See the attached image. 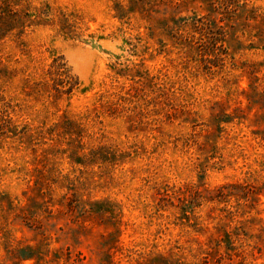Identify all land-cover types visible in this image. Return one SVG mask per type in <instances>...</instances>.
I'll return each instance as SVG.
<instances>
[{
	"label": "rangeland",
	"instance_id": "rangeland-1",
	"mask_svg": "<svg viewBox=\"0 0 264 264\" xmlns=\"http://www.w3.org/2000/svg\"><path fill=\"white\" fill-rule=\"evenodd\" d=\"M2 11L0 264H264V0Z\"/></svg>",
	"mask_w": 264,
	"mask_h": 264
},
{
	"label": "trees",
	"instance_id": "trees-1",
	"mask_svg": "<svg viewBox=\"0 0 264 264\" xmlns=\"http://www.w3.org/2000/svg\"><path fill=\"white\" fill-rule=\"evenodd\" d=\"M10 14H8L7 16L11 19V21L13 22V23H15L16 22V16H18V18H19V20H21L22 21V19H21V14L19 13H12V15H10ZM3 16H4V14H3V11H2V15H0V19H2L3 18ZM6 16V15H5ZM18 22V21H17ZM24 23L26 24V20H24ZM11 30V29H10ZM12 31V30H11ZM0 39H2L3 37H4V35H3V33H4V31H2V29H0ZM3 32V33H2ZM5 34V33H4Z\"/></svg>",
	"mask_w": 264,
	"mask_h": 264
}]
</instances>
